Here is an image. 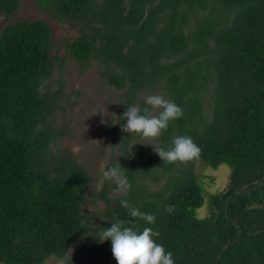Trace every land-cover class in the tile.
<instances>
[{
    "label": "trees",
    "instance_id": "1",
    "mask_svg": "<svg viewBox=\"0 0 264 264\" xmlns=\"http://www.w3.org/2000/svg\"><path fill=\"white\" fill-rule=\"evenodd\" d=\"M18 3L0 0V13L11 15ZM35 3L76 28V36L61 38L63 58L70 57L80 69L94 60L105 83L125 88L108 131L112 142L119 138L118 163L132 187L114 197L105 185L95 191L94 198L104 204L98 229L110 228L116 219L125 226L135 223L138 231L151 227L175 264H264V184L236 192L226 202L236 188L264 182V0ZM196 15L200 22L190 32ZM63 58L51 53L50 29L41 19L0 28V264H41L51 255L63 257L72 238L85 234L82 188L89 177L66 148L49 152L52 135L45 122L54 99L40 89ZM159 81L161 95L183 110L161 132V148L174 132V138L189 136L201 148L199 159L205 165L229 168L226 186L209 195L203 217L196 214L203 190L190 166L169 176L173 184L167 194H154L160 203L145 199L148 192L136 191L134 179L152 171L136 160L144 154L143 145L120 135L121 116L140 90H152ZM208 85L207 118L199 90ZM138 106L146 107L143 102ZM159 165L164 174L170 172L169 162ZM121 200L155 215V223L133 219ZM103 248L104 261L117 264L110 239ZM65 262L85 264L73 256Z\"/></svg>",
    "mask_w": 264,
    "mask_h": 264
},
{
    "label": "rangeland",
    "instance_id": "2",
    "mask_svg": "<svg viewBox=\"0 0 264 264\" xmlns=\"http://www.w3.org/2000/svg\"><path fill=\"white\" fill-rule=\"evenodd\" d=\"M200 18V15H196L195 18L192 16L187 30L192 32L196 24L200 22ZM32 19H41L47 23L50 29L51 53L63 58L61 38L76 36L77 30L66 21H58L53 18L46 10L38 7L35 0H19L17 9L7 17L0 13V28L8 22ZM189 47H194V45L189 43ZM96 69L94 60H90L84 69H80L74 60L65 56L58 64H55L51 74L41 83L40 89L46 92L50 98L53 95L54 99L53 109L47 115L45 122L52 135L48 145L49 152L51 155L58 154L61 153L59 151L66 148L74 162L83 166L89 177V181L82 188V195L85 199L82 208L85 215L83 220L85 234L72 238L63 257L51 255L41 264H67L65 259L72 256L85 264H109L103 258L105 252L103 243L98 241L101 231L98 229L97 223L100 220V212H102L104 204L99 199H95L94 194L103 185H105L109 197L123 194L114 192L115 182L104 180L103 172L113 167L122 158V151L117 146L119 138L112 142L108 127L117 119L119 106L125 99L123 94L125 88L116 89L109 86L97 74ZM197 77L198 75L195 76L197 83L201 82ZM58 87L59 90H57ZM208 88L209 85L206 90H199L202 100L200 106L204 117L207 118ZM163 92V85L160 81L152 90H140L129 105L124 107L122 116L128 107L136 106L140 102L145 104L146 96L161 95ZM122 94L123 96H121ZM164 97L169 100L166 94ZM146 107H149L152 114H158L160 111L152 109L148 105ZM121 120L122 127L126 124V120H123L122 117ZM120 135H131V142L137 141L144 147V154L136 160L144 163L143 169H146L147 172L152 171V174L134 179V184L138 186L136 191L143 190L149 193L145 199L160 203V199L154 194H167L173 184V180L169 176L175 177L181 170L190 166L195 179L203 190L204 202L196 209L197 216L203 217L207 213L209 195L222 191L228 182L229 168L226 165L219 164L216 168H211L199 158L187 162L170 163V172L164 174L162 166L159 165L162 160L154 151L162 146L160 136L155 139H144L139 134L122 131ZM172 135L164 144L165 149L172 147L175 132ZM125 148L127 149V146ZM138 169L141 171L142 168Z\"/></svg>",
    "mask_w": 264,
    "mask_h": 264
},
{
    "label": "clouds",
    "instance_id": "3",
    "mask_svg": "<svg viewBox=\"0 0 264 264\" xmlns=\"http://www.w3.org/2000/svg\"><path fill=\"white\" fill-rule=\"evenodd\" d=\"M144 102L152 109H159V113L152 114L149 107L143 109L138 105L128 107L121 116L126 120V124L121 127L122 132L136 133L144 139H155L162 131L167 130L170 121L183 115L180 106L162 95H148ZM154 151L162 162L175 163L198 159L202 150L191 137L177 136L171 148H159ZM126 171L116 162L113 167L103 172L104 180L115 182L114 192L118 194H126L132 187ZM121 206L128 209L133 219L139 218L147 225H152L156 221L155 215L141 212L127 200H121ZM125 224V221L116 219L110 228L103 229L98 239L100 243L110 239L112 255L117 264H175L172 252L166 251L163 245L156 242V238L159 237L158 231L151 227H144L138 231L135 223H131L130 226Z\"/></svg>",
    "mask_w": 264,
    "mask_h": 264
},
{
    "label": "water",
    "instance_id": "4",
    "mask_svg": "<svg viewBox=\"0 0 264 264\" xmlns=\"http://www.w3.org/2000/svg\"><path fill=\"white\" fill-rule=\"evenodd\" d=\"M262 184H264V182L257 183V184H255L254 186H252V187H250V188H244L245 186L242 185V186L236 188L235 190H233V191L231 192V194H229V196H228L227 199H226V202L229 200V198L232 196V194H234V193H236V192H247V191H249V190H251V189H253V188L257 187V186H260V185H262ZM232 242H233V241H231L229 244L223 246V247L221 248V250L217 253V255L220 254L223 250H225V248H226L227 246H229Z\"/></svg>",
    "mask_w": 264,
    "mask_h": 264
}]
</instances>
